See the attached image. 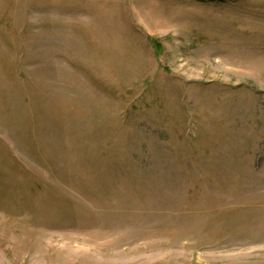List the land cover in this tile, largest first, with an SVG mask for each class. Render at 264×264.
Segmentation results:
<instances>
[{"label":"rangeland","instance_id":"1","mask_svg":"<svg viewBox=\"0 0 264 264\" xmlns=\"http://www.w3.org/2000/svg\"><path fill=\"white\" fill-rule=\"evenodd\" d=\"M0 264H264V0H0Z\"/></svg>","mask_w":264,"mask_h":264}]
</instances>
